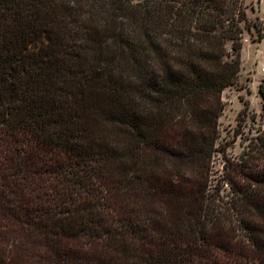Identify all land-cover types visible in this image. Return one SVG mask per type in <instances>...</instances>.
I'll return each mask as SVG.
<instances>
[{
  "label": "trees",
  "instance_id": "1",
  "mask_svg": "<svg viewBox=\"0 0 264 264\" xmlns=\"http://www.w3.org/2000/svg\"><path fill=\"white\" fill-rule=\"evenodd\" d=\"M253 1L0 0V264H264V80L211 180Z\"/></svg>",
  "mask_w": 264,
  "mask_h": 264
},
{
  "label": "rangeland",
  "instance_id": "2",
  "mask_svg": "<svg viewBox=\"0 0 264 264\" xmlns=\"http://www.w3.org/2000/svg\"><path fill=\"white\" fill-rule=\"evenodd\" d=\"M246 3L249 4L250 0H246ZM253 5V10H247L248 17L252 23L260 19L264 25V0H254ZM261 34L264 36V27ZM260 39L254 28L244 31L238 81L221 94L223 110L218 118L217 151L213 155L211 168L214 186H219L217 180L223 173L224 159L238 160L248 150L249 142L262 133V100L258 85L264 80V39L258 42ZM242 113L245 117L238 123Z\"/></svg>",
  "mask_w": 264,
  "mask_h": 264
},
{
  "label": "crops",
  "instance_id": "3",
  "mask_svg": "<svg viewBox=\"0 0 264 264\" xmlns=\"http://www.w3.org/2000/svg\"><path fill=\"white\" fill-rule=\"evenodd\" d=\"M261 40H262V39H260V40H257V41L259 42V41H261ZM241 53H242V51H241Z\"/></svg>",
  "mask_w": 264,
  "mask_h": 264
}]
</instances>
